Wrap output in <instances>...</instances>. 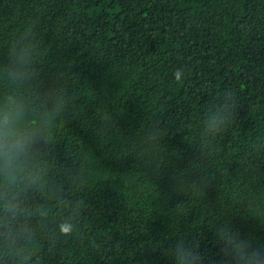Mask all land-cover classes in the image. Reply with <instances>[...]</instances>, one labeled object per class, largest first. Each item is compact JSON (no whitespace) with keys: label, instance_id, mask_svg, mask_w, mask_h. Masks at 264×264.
Returning <instances> with one entry per match:
<instances>
[{"label":"trees","instance_id":"trees-1","mask_svg":"<svg viewBox=\"0 0 264 264\" xmlns=\"http://www.w3.org/2000/svg\"><path fill=\"white\" fill-rule=\"evenodd\" d=\"M21 45L73 97L41 153L47 219L26 201L27 264H174L177 235L221 264L223 220L264 245V0H0V61Z\"/></svg>","mask_w":264,"mask_h":264},{"label":"clouds","instance_id":"clouds-1","mask_svg":"<svg viewBox=\"0 0 264 264\" xmlns=\"http://www.w3.org/2000/svg\"><path fill=\"white\" fill-rule=\"evenodd\" d=\"M173 75L181 81L184 70L177 69ZM72 100L66 83L43 86L29 45L10 48L0 61V248L14 256L17 264H27L30 255L26 253L35 244L36 231L30 223L33 213L26 203L29 196L43 202L36 212L41 220L48 217L49 182L41 153L52 144ZM216 123L215 117L210 118L209 128ZM75 180L69 171L64 184L71 186ZM170 215L175 224L182 221L183 204H177ZM212 227L221 264H264V245L253 246L232 228L230 220L212 223ZM75 230L71 219L58 224L62 236H72ZM164 252L174 264H205L206 260L199 241L181 235Z\"/></svg>","mask_w":264,"mask_h":264}]
</instances>
